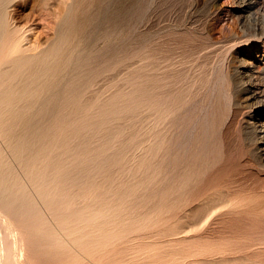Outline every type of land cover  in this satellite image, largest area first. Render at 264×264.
Masks as SVG:
<instances>
[{"label": "rangeland", "instance_id": "1", "mask_svg": "<svg viewBox=\"0 0 264 264\" xmlns=\"http://www.w3.org/2000/svg\"><path fill=\"white\" fill-rule=\"evenodd\" d=\"M80 2L82 1L78 3ZM112 2L114 0L105 3L113 15L105 20L103 27L98 28L94 23L84 25L85 20H80L81 30L70 37V46H74V52L80 53L82 57L74 62V70L66 83H63L58 101L77 99L75 89L83 83L86 76L98 70L108 73L105 66L108 63L114 62L109 65L116 66L118 62L113 58L120 53L115 47H122L121 62L129 64L132 62L130 57L138 52L141 45L147 48L152 46L157 31L165 35V27L170 25L168 33L171 37L179 33L183 37L180 43L174 44L177 59L174 60L171 70L177 76L176 86L182 87L187 97L188 104L185 103L186 108L178 116L180 119L183 113L182 116L185 117H182L183 120L181 118V122L177 118L178 123L177 126L172 125L175 128L173 130L166 125L159 128L161 142L157 146L156 129L137 123L134 114H122L118 117L107 115L103 132L118 136L112 145L121 146V143H129V139L136 136L133 143L139 147L126 149L129 146L123 144L122 150H126L119 166H113L109 172L95 173L90 188L81 192L84 197L79 208L83 209L84 215L90 216V220L86 217L73 220L76 232L71 236L73 246L69 256L63 254L57 259L54 253H49L44 245L45 237L32 225L21 226L31 244L28 254L36 258V264H184L187 248L182 235L185 226L178 217H181L188 202L195 206L198 202L196 200L207 195L205 204L215 205L214 201H217L216 205L221 210L218 202H224L221 210L224 212V208L229 210L236 202H240L242 207L238 203L235 206L238 204L237 210L242 213L232 216L230 220L226 216L219 224H205L203 239H210V242L207 240L204 246L215 245L218 241V246L222 248L225 243L231 242L229 237L232 236V242L228 246L231 244L234 247V243L237 244L233 252H230L237 258L234 259L229 254L230 259H234L236 264H239V260L243 262L241 264H264V160L259 161L250 154L242 123V119L248 116V110L243 106L232 107L234 99L230 100L232 95L228 93L229 75L225 74L226 67L222 65L212 73V69L217 68L216 64L223 61L225 56L229 60H236L245 46L244 41L250 37L243 33L239 25L240 18L235 14L237 0H122L120 12L116 13ZM98 9L94 8L96 12ZM246 15L249 16V13ZM42 23L44 22L41 21L39 26ZM40 29L41 27L36 32L40 31L41 34H36L35 31L32 34L42 36L44 31L49 34L46 36H51L54 33ZM30 34L28 37L32 39L34 35ZM94 34L98 36L92 38ZM125 68L120 78L99 80L101 86L104 85L103 89L109 87L104 90L101 99H108L116 90H121L124 94L122 100L127 99L126 97H130L131 101L134 99L135 65ZM230 71L233 72L231 67ZM116 85L118 87H114ZM122 100L120 105L124 102ZM52 114L53 112L51 117ZM238 120L242 121L241 124ZM171 132L179 135V147L176 146V138L173 140L176 145L169 139ZM200 132L205 137L202 133L201 137L196 138ZM144 135L145 139L140 142ZM168 139L176 149L173 146L174 150L171 149L172 144L168 143ZM94 141L100 143V136ZM199 142L201 147L197 146ZM166 151L171 152L167 154ZM172 160L176 163L171 162ZM117 168L119 170L114 172ZM184 168L188 170L186 174L182 170ZM116 181L121 182L115 183ZM112 183L114 185L111 187ZM236 216L245 218H242L241 223V219L238 217V220ZM89 231L92 233L89 234ZM176 232L179 234L176 235ZM223 232L227 234L223 235ZM221 233L227 241L223 242ZM13 235L15 237L12 240L16 238V233ZM212 237H216L217 241L211 239ZM202 242H196V247H204ZM255 243H262L263 246L258 244L255 249L250 248ZM20 249V245L15 246L17 257L14 264H28L26 254ZM235 249H239L237 256ZM205 251L208 250H204V255L201 256L205 258H202L203 263L220 264L223 261L218 257H213L212 261V255L207 252L205 254ZM250 254L251 257L247 256ZM228 259L222 263L233 262Z\"/></svg>", "mask_w": 264, "mask_h": 264}, {"label": "bare ground", "instance_id": "2", "mask_svg": "<svg viewBox=\"0 0 264 264\" xmlns=\"http://www.w3.org/2000/svg\"><path fill=\"white\" fill-rule=\"evenodd\" d=\"M79 1L82 2L78 3ZM107 1L109 0H0L1 264H14L17 257L15 246L19 245L20 251L27 256L28 264L37 263L36 258L28 254L31 244L27 233L21 228L27 225H32L41 236L45 237L43 239L45 248L49 253H54L57 259L63 254L69 256L73 246L71 236L76 232L73 220L84 217L90 220V216L84 215L83 209L79 208V205L83 204L84 197L81 192L90 188L95 173L109 172L113 166H119L126 149L139 147L133 143L136 136L131 137L129 143L113 146L112 143L118 136L103 132L107 115L118 117L122 114H134L137 123L147 124L156 129L155 144L158 146L161 142L159 128L166 125L167 128L172 127L171 130L175 129L172 125L177 126L176 120L179 119V113L187 106L184 89L176 86L177 76L171 70L174 60L177 59L174 44L180 43L183 37L180 33L171 37L168 33L170 25L165 27V35L157 31L152 46L147 48L141 45L138 52L130 57L132 62L129 64L121 62L122 47H115V50L120 53L118 57L113 58L118 62L116 66L109 65L114 62L108 63L105 65L108 73L98 70L86 76L83 83L75 89L77 99L58 101L63 83H66L74 70V62L82 57L80 53L74 52L75 48L70 46L69 39L73 33L81 30L80 20H85L84 25L94 23L98 28L103 27L105 20L113 15V12L105 6ZM120 1L122 0L112 2L115 13L120 12ZM236 3L235 14L240 18V28L250 37L244 41L245 43L243 42L245 46L236 60L232 58L229 60L225 56L223 61L216 64L217 68L212 69V73L220 69L222 65L226 67L225 74L229 75L228 93L232 95L230 100L234 99L232 107L243 106L248 110V116L242 119L243 122L240 120L244 123L246 130L244 139L250 147V154L261 161L264 160V0H237ZM95 7L99 8L97 12L94 10ZM246 13H249V16ZM39 20L44 22L41 26H39L41 22ZM118 24L119 21L116 26ZM39 27H41L40 30L44 28L54 33L46 36L49 34L43 31L45 35L42 34V36L46 37H42L39 31V35H34L39 33L36 32ZM34 31L35 33L32 34ZM29 33L34 35L32 39H29ZM97 36L94 34L91 37ZM88 40L91 42L90 38ZM132 65H135L136 72L134 99L131 101L130 97H126L127 99L122 100L124 94L121 90H116L108 99H101L104 90L109 87L103 89L104 85L101 86L99 80L120 78L123 76L124 67L128 69ZM230 67L233 72L230 71ZM121 100L124 101L122 105H120ZM51 112H53L52 117ZM182 115L180 117L184 118L185 116ZM202 129L204 130V127ZM174 132H171L169 139L173 141L176 138L177 145L175 141L173 144L179 147L177 138L179 135ZM200 133L196 138L201 137L203 132ZM203 135L205 137L204 133ZM98 136L101 139L100 143L94 141ZM144 139L145 135L140 142ZM169 139L167 141L170 144ZM180 142L179 144H182ZM123 144L128 145L129 148L122 150ZM173 144L171 149L174 150ZM197 144L201 147V142ZM109 150L113 151L109 152ZM166 152L168 154L171 151ZM176 152L173 153L176 154ZM174 154L171 153V155ZM174 157L171 158L174 159ZM177 158L180 159V156ZM174 160L171 162L176 163ZM185 168L182 170H185L186 174L188 170ZM118 170L119 168L114 172ZM113 185L114 183L111 187ZM203 197H199L201 200L195 199L198 201L195 206H193L194 203L188 202L181 217H178L185 226L183 227L184 235H182L185 237L184 242L187 248H185L184 264H206L202 262L204 257H201L202 254L204 255V250H208L205 254L212 255L211 260L213 257H218L225 262L237 245L234 243V247L231 244L228 246L232 242V236L230 231H227L230 234V237L227 235L229 241L231 240L225 243L227 247L222 244L224 247L220 248L216 237L217 244L204 246L207 244L206 241L210 240L203 239L205 224H219L226 216V219L230 220L232 216L242 212L237 210L240 202H236L237 206H235L236 203L233 204L235 209L230 208L228 204L230 209L224 208L222 212L224 202V205L218 202L221 205L220 210V207L216 205L217 201L213 199L215 205L213 201L211 205L205 204L208 198ZM239 206L242 207L240 204ZM239 218L238 220L242 223V218L245 217ZM237 229L240 230V228ZM14 232L16 238L12 240ZM90 233L92 232L89 231ZM176 233L174 235L179 234ZM222 238L223 242L227 241L224 236ZM211 239L215 240L213 237ZM254 241L250 242L254 243ZM196 242H202L204 247H196ZM258 244L249 246L255 249L254 247ZM263 244L259 245L263 246ZM238 247L240 248V245ZM238 251L236 250V256ZM247 256L251 257V254ZM205 257L209 258L207 255ZM231 257L237 258L233 255ZM239 259L244 260V258ZM241 262L239 260V264Z\"/></svg>", "mask_w": 264, "mask_h": 264}]
</instances>
